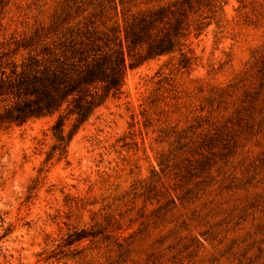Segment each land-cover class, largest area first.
Segmentation results:
<instances>
[{
  "label": "rangeland",
  "instance_id": "obj_1",
  "mask_svg": "<svg viewBox=\"0 0 264 264\" xmlns=\"http://www.w3.org/2000/svg\"><path fill=\"white\" fill-rule=\"evenodd\" d=\"M181 2L0 0L3 64L85 36L125 57L65 155L53 118L0 131V264H264V0ZM158 9L177 45L129 67Z\"/></svg>",
  "mask_w": 264,
  "mask_h": 264
},
{
  "label": "trees",
  "instance_id": "obj_2",
  "mask_svg": "<svg viewBox=\"0 0 264 264\" xmlns=\"http://www.w3.org/2000/svg\"><path fill=\"white\" fill-rule=\"evenodd\" d=\"M164 13L158 9L128 24L123 40L128 57L133 58L129 67L174 51L180 35L178 20L167 30L158 29L161 36L151 35L155 25L163 23ZM142 46L143 51L131 52ZM124 69L122 50H112L108 43L88 36L42 45L19 64L0 62V131L53 118L51 150L63 156L75 133L65 134L66 121L73 118L78 129L109 97L120 94Z\"/></svg>",
  "mask_w": 264,
  "mask_h": 264
}]
</instances>
